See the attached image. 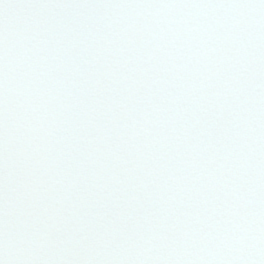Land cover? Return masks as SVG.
<instances>
[{
    "label": "snow or ice",
    "instance_id": "6c2138e0",
    "mask_svg": "<svg viewBox=\"0 0 264 264\" xmlns=\"http://www.w3.org/2000/svg\"><path fill=\"white\" fill-rule=\"evenodd\" d=\"M0 264H264V0H0Z\"/></svg>",
    "mask_w": 264,
    "mask_h": 264
}]
</instances>
